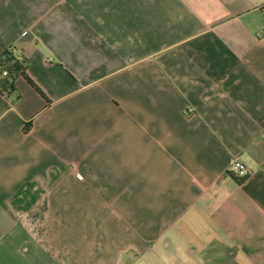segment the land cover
Listing matches in <instances>:
<instances>
[{
	"label": "crops",
	"instance_id": "obj_1",
	"mask_svg": "<svg viewBox=\"0 0 264 264\" xmlns=\"http://www.w3.org/2000/svg\"><path fill=\"white\" fill-rule=\"evenodd\" d=\"M8 50L0 264H264V0H0Z\"/></svg>",
	"mask_w": 264,
	"mask_h": 264
},
{
	"label": "trees",
	"instance_id": "obj_2",
	"mask_svg": "<svg viewBox=\"0 0 264 264\" xmlns=\"http://www.w3.org/2000/svg\"><path fill=\"white\" fill-rule=\"evenodd\" d=\"M26 61L23 63L20 62L19 60H17L11 53V50L7 51V56L6 59L2 62H0V72L4 69V68H8L9 72L11 73L12 70L15 71H20L22 72V74L27 78V80L33 85V87H35L42 95H44V93L42 92V90L40 89V87L28 76V74L25 71V65H26ZM11 75V74H10ZM9 75V77H10ZM1 81V89H4L5 91L8 89H12L13 88V78H7L6 79H2Z\"/></svg>",
	"mask_w": 264,
	"mask_h": 264
},
{
	"label": "built area",
	"instance_id": "obj_3",
	"mask_svg": "<svg viewBox=\"0 0 264 264\" xmlns=\"http://www.w3.org/2000/svg\"><path fill=\"white\" fill-rule=\"evenodd\" d=\"M10 72L8 70V68H4L1 72H0V80L1 78L4 77H9ZM0 88H1V81H0ZM233 169L236 173V175L241 178V179H246L249 176V169L247 168V166L241 162L240 160H235L234 164H233Z\"/></svg>",
	"mask_w": 264,
	"mask_h": 264
}]
</instances>
